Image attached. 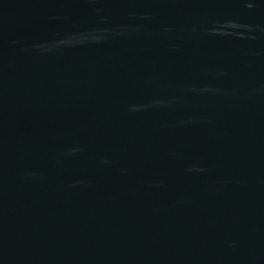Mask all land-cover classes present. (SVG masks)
Returning <instances> with one entry per match:
<instances>
[{
  "label": "water",
  "instance_id": "water-1",
  "mask_svg": "<svg viewBox=\"0 0 264 264\" xmlns=\"http://www.w3.org/2000/svg\"><path fill=\"white\" fill-rule=\"evenodd\" d=\"M0 264H264V0H0Z\"/></svg>",
  "mask_w": 264,
  "mask_h": 264
}]
</instances>
